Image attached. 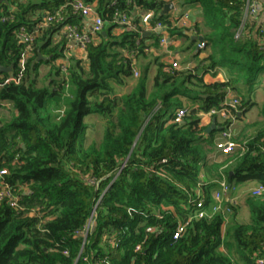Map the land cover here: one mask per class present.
Segmentation results:
<instances>
[{
	"label": "trees",
	"instance_id": "16d2710c",
	"mask_svg": "<svg viewBox=\"0 0 264 264\" xmlns=\"http://www.w3.org/2000/svg\"><path fill=\"white\" fill-rule=\"evenodd\" d=\"M7 1L0 0V63L11 70L0 72L3 78L17 72L23 50L18 28L41 29L21 81L0 88V99L10 103L1 107L6 112L0 116V168H7L5 179L14 188L28 189L19 191L21 210L0 203V264H264V193L249 198L248 222L236 220L233 205L228 212L211 213L219 179L229 186L226 196L247 181L264 185V128L247 140L237 139L243 151L216 161L206 157L202 145L215 148L217 130L206 133L199 126L200 113L220 108L231 84L252 87L264 73V48L248 34L234 37L244 0H183L200 4L210 51L193 70L159 63L150 89L145 68L122 95L114 85H124L133 75V57L155 45L158 33L114 35L112 13L126 12L140 28L141 13L152 10L150 24H165L167 14H160L164 0H84L96 1L95 11L111 26L87 45L85 62L69 58L67 82L53 62L63 55L60 29L81 19L70 0H9L12 11ZM64 4V19L45 24ZM3 15L12 17L2 21ZM55 34L61 36L57 42ZM43 64L49 69L39 84ZM217 67H226L229 78L204 82L203 74ZM240 102L236 112L231 109L236 117L251 105L244 97ZM177 108L186 110L182 123L172 121ZM92 114L102 118L104 127L99 141L86 144L84 117ZM260 114L264 119V102ZM199 182L209 216L195 217ZM189 217L183 234L174 239L177 224Z\"/></svg>",
	"mask_w": 264,
	"mask_h": 264
},
{
	"label": "built area",
	"instance_id": "2783aa9c",
	"mask_svg": "<svg viewBox=\"0 0 264 264\" xmlns=\"http://www.w3.org/2000/svg\"><path fill=\"white\" fill-rule=\"evenodd\" d=\"M68 4L71 7V10L74 14H77L81 17H92L90 28L84 26L83 24L76 23H65L62 28L60 29V33L64 35V37L70 41L73 40L77 43L80 49H82L86 54V47L87 45L98 39V34H102L103 28L108 21L105 20L99 13H97L90 3L85 2L84 0H70ZM114 4V2H112ZM66 4L61 5L55 12L49 14L46 17L45 24L48 23H59L64 19L63 9ZM14 7L11 8V11ZM258 12L257 3L255 0H244V9L242 14V21L238 29L236 30L234 37L240 38L245 31V26L247 23V19L249 16L255 15ZM155 16V13L152 10H148L146 12L141 13L139 26L140 28L131 21L130 16L119 9H115L112 13L111 23L114 24L115 27L121 28L122 31L124 30H133L139 32L141 35H145L147 30L152 31H161L159 34V44L161 46L168 47L171 43L173 38L170 35V30L173 28H181L186 32H191L192 34L196 33V28L194 25L189 22V14L187 11H183L182 14L177 18H171L168 20L169 23H162V22H155L153 25L150 24L151 19ZM12 16L3 15L1 17L2 21L8 20ZM41 26H39L34 31H28L24 26H20L16 31V36L21 43H23V50L20 53V57L17 62V72L15 74H9L8 76L4 77L0 74V88L5 84L14 83L18 84L26 69V63L28 58L32 55V47L34 44V39L37 35L40 34ZM158 33V32H157ZM165 33V34H164ZM259 34V33H258ZM57 40V39H55ZM59 40V39H58ZM57 40V41H58ZM56 41V42H57ZM261 48H264V30H261V33L257 39ZM206 47V41L204 39L196 41V48L198 51L203 50ZM149 47H145L143 49L144 52L149 51ZM69 55L63 53L60 58V61L57 64L59 68L60 75L66 80L68 78V70H69ZM168 65V69H177L180 70L181 66L177 60H173ZM134 76H137L138 73L133 71ZM67 86V83H66ZM10 103L6 100L0 99V106L9 107ZM241 105L240 99L237 96H232L231 98L228 97V91L221 102L220 108H211L207 112L200 113V116H208L214 117L218 116L223 121L229 120L231 121L236 119L235 114L232 113L231 109L233 108L234 111H237V108ZM186 114V110L184 108H177L173 114L172 121L173 122H183V117ZM199 126L200 125L199 122ZM215 149L218 150L221 154H231L234 150L240 149L241 151L244 150V147L236 143L232 139V129H231V122H229L226 127H222L219 131V135L214 141ZM261 151L264 153V144L260 147ZM165 162V159L162 160ZM8 174V170L6 167L0 168V203L5 201L8 203L9 206L13 207L14 209L21 210L22 207L19 204L20 199V192L21 190H28L26 186H19L18 189L14 188L9 182L6 181L5 175ZM201 179L203 178V173L200 174ZM88 181L90 183H95L94 179L88 177ZM199 187L197 189V196L198 200L196 203L197 211L195 213V217H204L209 216L207 210L203 207L204 199L203 193L200 189V185L202 182L198 183ZM219 187L218 189L214 190L212 193L213 198L216 201V204L211 207V213L221 210L223 213L230 211L229 206L236 205V199L231 196H226L229 186L224 178L218 180ZM249 195L251 197H259L264 193V185L257 183L254 186H251L249 189ZM224 201L228 203L224 205ZM191 218L189 217L188 220L185 222H180L175 227L173 232V238L176 239L180 237L186 229L187 223ZM88 229H84L85 231ZM147 231L153 232L155 228L148 227ZM139 249V246L136 247ZM258 262L262 263L263 260H258Z\"/></svg>",
	"mask_w": 264,
	"mask_h": 264
},
{
	"label": "crops",
	"instance_id": "0c3cea01",
	"mask_svg": "<svg viewBox=\"0 0 264 264\" xmlns=\"http://www.w3.org/2000/svg\"><path fill=\"white\" fill-rule=\"evenodd\" d=\"M14 1L26 2L27 0H14ZM181 1L183 3H181ZM255 1L257 3L258 12L255 15L248 17L247 23H246L247 26L245 28L243 35L247 36L248 34L249 36L257 40L259 34L261 33V30H264V0H255ZM164 2L165 4L166 3L173 4V8L168 10V12L166 13L168 20L171 18H177L182 14L183 11H187L189 14V22H191L194 25V27L198 31V34H194V33L192 34L191 32H186L181 28L175 27L172 30H170V35L173 38L172 43L168 47H165L159 44V36H160L159 34L161 33V31H157L158 32V42L155 45L154 44L149 45L153 42V37L148 38L145 41V43L149 45V48H150L149 51L133 57L132 71H136L138 75L134 76L133 74V77H136V78H132V76L129 77L131 79L129 80L128 78L125 84L120 86L121 90H120V93H118V95H122V94L129 92L133 88V86L136 84L137 78L140 76L141 72L145 68L147 69V85H148V88L150 89L152 86L153 76L156 73L157 65L159 63L169 64L173 60H177L180 63L181 69H192L193 70L198 65L199 60L205 57L210 51L209 50L210 48L207 46L203 50H200V51L196 50V41L198 39L194 40L191 36H189V34H191V35L201 36L204 39L202 34H205L208 31V28L205 27L204 25V18H203L202 8L200 4L199 3H187L186 4L184 3L183 0H164ZM7 3L11 7H14L13 5H11V2H9V0L7 1ZM90 4L94 6V9H95L96 1L90 2ZM139 11L140 10L138 8L135 10V12L137 13ZM91 21H92V17L90 16L81 17L79 23L90 28ZM110 26L111 25L109 23L106 24L103 28V31H106V29L109 28ZM121 32H122L121 28H118L115 26L111 27L112 34L118 35ZM157 32L152 31V30H147V33L145 35H150V34L154 35ZM179 32L184 33V35L179 34ZM60 37L61 36L59 34H55L53 37V41L56 42L58 39H60ZM64 40L65 42H64L63 53L68 54L70 56L69 58H72V57L76 59L78 58L85 62L86 54L82 49L79 48L77 43L73 40L68 41L66 38ZM124 54H127V52L125 51ZM59 61H60V58H57L53 62V64L57 66ZM48 67L49 65L44 64L40 66L39 70L45 71L49 69ZM227 78H229V72L226 67H217L214 70H211L203 74V80L206 83H213L215 81H224ZM257 83L258 82L256 81L252 87H246V88H243V90L242 88L239 89L238 87L234 89L228 88V97L231 98L232 96H237L240 99L244 97L245 100L249 101L251 104L249 105L248 109L246 110L242 109L241 111L239 110L238 115L235 120L231 121V119H229L228 121V123L231 122L232 139L236 141V143H237V139L247 140L250 137L254 136L259 130L264 128V119L260 114V106L264 102V97L261 96L260 98H258L257 97L258 90L253 89V87L257 86ZM98 99H99V96L96 97L95 100L97 101ZM180 99L183 105L189 104V102L185 98H180ZM1 107L2 106H0V116H2L6 112L5 110H2ZM63 110H64V106H62L58 112L62 114ZM86 118L87 116L84 117V122L88 124V128L86 130V135H87V132L90 130V123L86 122ZM212 118H215L216 127L214 129L217 130L214 134V141H215V139L219 135L220 129L222 128L220 127V129H218V127L220 126V123L223 122V120L219 118L218 116H214V117L200 116V125L205 128L210 126L212 123ZM205 155L208 159H212L216 161H220L222 159V154L218 150H216L214 147L212 151L208 150V153L207 154L205 153ZM255 184H257V182L255 181H247V182L238 184L236 186L237 192L240 191V189L245 188L246 186H249L248 187L249 189L251 186H254ZM238 204H239V207L240 206L242 207L243 205L242 201H239V203L236 202V205H235L236 213L239 208L237 206ZM246 208H248V211H249V219L247 220L248 217L245 215L244 217L245 221H240L239 220L240 213L238 212V214L235 217H236V220H238L239 222H248L250 220L251 215H250L249 206ZM227 221L228 219H226V222Z\"/></svg>",
	"mask_w": 264,
	"mask_h": 264
},
{
	"label": "rangeland",
	"instance_id": "374dc122",
	"mask_svg": "<svg viewBox=\"0 0 264 264\" xmlns=\"http://www.w3.org/2000/svg\"><path fill=\"white\" fill-rule=\"evenodd\" d=\"M44 68H46V67H44ZM180 70L183 71L185 69H180ZM47 71L48 70L40 71L39 84H41L42 81L45 80V78H47L45 75L47 73ZM132 78H136V77H133V75H132ZM130 79L131 78H129V80ZM258 79H259V82L257 83L256 87H253V89L258 90L257 97L260 98L261 96L264 97V73H261L259 75ZM46 82L49 83V80H47ZM230 87H231V89H234V87H238L239 89L242 88V90H243V88H246L247 85H245L242 82H238V83L231 84ZM120 90H121L120 86L114 85V92L116 94L120 93ZM64 94L66 97L69 96L67 87H65ZM238 94H240V93H238ZM90 99L92 101L93 97H90ZM61 105H62V102H60V106ZM187 106L189 107V104L186 105V107ZM86 122L90 123V130L87 132L86 139H85L86 144H88L89 142H91L93 140L99 141L101 138V135H102L103 127H104V122H103L102 118L99 115L92 114V115L87 116ZM202 146L205 149L206 154L208 153V150L212 151V149H213V146L209 145V143H207V142H204ZM248 187L249 186H246L245 188L240 189V191H238V192H237V188H235L234 194H233L234 195L233 197H235L236 202L239 203V201H242V204H243V205L241 204L242 207L241 206L239 207V204L237 205L239 208H238L236 215L238 214V212L240 213L239 214V217H240L239 220L240 221H245L244 220L245 215L248 217L247 220L249 219V211H248V208H246V207H248V200H249V198H251V196L249 195ZM226 219L230 220V214H226Z\"/></svg>",
	"mask_w": 264,
	"mask_h": 264
},
{
	"label": "water",
	"instance_id": "95a60500",
	"mask_svg": "<svg viewBox=\"0 0 264 264\" xmlns=\"http://www.w3.org/2000/svg\"><path fill=\"white\" fill-rule=\"evenodd\" d=\"M181 3H183L181 1ZM173 8V4L172 3H166L164 6H163V9L161 11V15L163 14H166L168 12V10L172 9ZM103 35H106V31H103L102 32ZM189 36H191L194 40L198 39V40H202L203 38L201 36H196V35H191L189 34ZM197 50V48H196ZM41 58V55L40 53L38 52V59ZM11 70V67L10 66H4L0 63V72H9ZM216 127V124H215V118H212V123L210 126L206 127L205 128V131L206 132H210L212 129H214ZM221 126L218 127V129H220Z\"/></svg>",
	"mask_w": 264,
	"mask_h": 264
}]
</instances>
